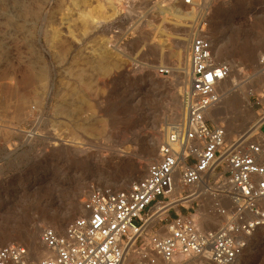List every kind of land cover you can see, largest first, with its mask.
Segmentation results:
<instances>
[{
    "label": "rangeland",
    "instance_id": "rangeland-1",
    "mask_svg": "<svg viewBox=\"0 0 264 264\" xmlns=\"http://www.w3.org/2000/svg\"><path fill=\"white\" fill-rule=\"evenodd\" d=\"M197 34L231 67L222 100L239 110L209 117L234 138L264 107V0H0V247L28 246L16 235L32 226L42 251L41 229L79 216L92 183L146 174L181 112ZM242 264H264V227Z\"/></svg>",
    "mask_w": 264,
    "mask_h": 264
},
{
    "label": "built area",
    "instance_id": "built-area-1",
    "mask_svg": "<svg viewBox=\"0 0 264 264\" xmlns=\"http://www.w3.org/2000/svg\"><path fill=\"white\" fill-rule=\"evenodd\" d=\"M230 72L214 60L208 38L193 36L181 112L146 174L127 188L92 183L79 216L62 231L41 229L40 258L10 242L0 247V264H242L264 227V107L247 131L228 139L209 113Z\"/></svg>",
    "mask_w": 264,
    "mask_h": 264
},
{
    "label": "bare ground",
    "instance_id": "bare-ground-1",
    "mask_svg": "<svg viewBox=\"0 0 264 264\" xmlns=\"http://www.w3.org/2000/svg\"><path fill=\"white\" fill-rule=\"evenodd\" d=\"M181 35H185L184 33L183 34H181ZM185 40H188V39H185ZM183 41H184V38L183 37H181V38H179V40L176 42V47L177 48H181L182 47V43H183ZM182 42V43H181ZM217 48V47H216ZM215 48V50H214V48H213V55H214V60H216L217 59V57L219 56V53H218V48L216 49ZM231 73V72H230ZM230 75V74H229ZM229 78V77H228ZM227 78V79H228ZM226 79V80H227ZM230 95V94H229ZM236 96V95H235ZM235 96H231V98L228 100V98H224V100H222L219 104H218V106H216V107H214L211 111H210V113H209V115H213L214 117L216 116V120H219V117L221 118V119H227V118H229V117H231V115H232V110H234L235 108H237L236 107V104H234V101H235ZM247 102H249L248 101V99L246 100V103ZM235 110H239V109H235ZM234 110V111H235ZM236 113V112H235ZM233 124V122H230V123H228V126L230 127L231 125ZM144 164V163H143ZM140 166V165H139ZM141 168L142 169H144V165H142L141 166ZM143 171V170H142ZM72 209H71V207H68V209L64 212V213H62V214H60V215H57V216H53V217H51V218H49V221L52 223V224H58V223H62V222H64V221H66L69 217H71V215H72ZM57 227V226H56ZM37 232H36V229L34 228V227H28V228H26L23 232H21V233H18L17 235H16V237H20L22 240H24L25 241V243L29 246V247H34V248H36L37 249V251H38V246H37V242H38V240H37V242H36V234ZM15 235V234H14ZM13 235V236H14ZM40 243V242H39ZM42 251H43V254H44V249H42ZM42 251H38V256L40 257L41 255H43V254H41L40 255V253H42Z\"/></svg>",
    "mask_w": 264,
    "mask_h": 264
}]
</instances>
